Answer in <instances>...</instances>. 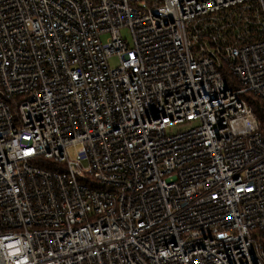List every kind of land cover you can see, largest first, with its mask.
Wrapping results in <instances>:
<instances>
[{"label": "built area", "instance_id": "1", "mask_svg": "<svg viewBox=\"0 0 264 264\" xmlns=\"http://www.w3.org/2000/svg\"><path fill=\"white\" fill-rule=\"evenodd\" d=\"M245 94L264 0H0V264H264Z\"/></svg>", "mask_w": 264, "mask_h": 264}, {"label": "rangeland", "instance_id": "2", "mask_svg": "<svg viewBox=\"0 0 264 264\" xmlns=\"http://www.w3.org/2000/svg\"><path fill=\"white\" fill-rule=\"evenodd\" d=\"M122 36L129 42H131V37L129 34V30L127 28H121ZM106 36H102V39L105 40ZM109 64L111 66H116L118 64V59L115 56H112L109 58ZM185 128V125L175 126L173 129L174 131ZM236 128L239 132L243 131L245 129V124L243 122H238L236 124ZM79 145L72 146L68 149V156L73 158L76 155V152L78 150Z\"/></svg>", "mask_w": 264, "mask_h": 264}, {"label": "trees", "instance_id": "3", "mask_svg": "<svg viewBox=\"0 0 264 264\" xmlns=\"http://www.w3.org/2000/svg\"><path fill=\"white\" fill-rule=\"evenodd\" d=\"M244 98L247 100L249 105L251 106L257 121L260 125V133L264 135V103L263 101L255 96L250 94H245Z\"/></svg>", "mask_w": 264, "mask_h": 264}]
</instances>
